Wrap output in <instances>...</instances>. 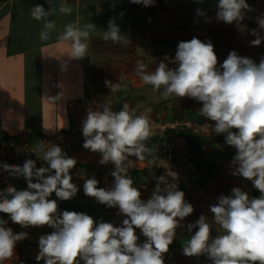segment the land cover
<instances>
[{"label": "clouds", "instance_id": "9594fccd", "mask_svg": "<svg viewBox=\"0 0 264 264\" xmlns=\"http://www.w3.org/2000/svg\"><path fill=\"white\" fill-rule=\"evenodd\" d=\"M130 2L148 6L154 0ZM48 3L51 4V0ZM216 8V19L227 24L240 23L247 12L253 11L247 0H218ZM54 11L52 8L45 11L39 4L31 9L32 18L44 21L39 35L41 41L51 39L50 33L56 25L47 17ZM59 12L71 14L72 8L61 3ZM197 15L205 13L197 9ZM256 21L258 28L264 29V14L258 15ZM93 29L92 24L80 28L69 23L57 41L69 47L71 59H82L87 54V40ZM251 34L256 37L251 44L259 46L264 37L257 29H252ZM103 39L114 44L128 43L112 20ZM170 62L177 66L169 68L161 62L154 71L148 72L146 65L138 61L136 73L143 84L151 85L153 90L163 87L164 98L188 97L202 102L199 115L214 121L212 131L226 134L225 143L236 149L232 175L251 180L260 193L250 198L247 192L234 187L232 195L219 196L210 211L222 234L209 242L210 224L201 214L194 224L187 225L189 231L194 228L196 231L184 243L183 254H206L212 264H264V57L257 64L232 50L217 67L218 58L211 41L193 37L178 43ZM105 84L112 93L121 90L119 84L107 80ZM101 107L102 110L89 109L82 122L83 147L101 153V164L112 162L115 165L111 172L114 186L111 189L98 187L99 181L93 177L85 179L83 190L101 204L118 207L117 214L126 216L122 226L96 222L84 212L64 210L57 214V200L49 197L53 193L61 201L75 197L78 187L72 182L70 170L77 160L69 157L59 145L46 147L43 141L34 145L33 152L46 166L37 167L33 159H26L22 165H2L10 176H23L27 187L17 190L9 184L0 190V212L22 228L46 225L53 229L38 239L37 262L164 264L163 254L168 252L180 221L193 213V206L185 202L184 192L178 190L177 173L173 171H168L172 183L165 175L159 176L151 197L146 201L141 199L140 190L133 186L127 172L134 166L128 157L144 161L146 153L152 156L145 142L154 134V125L146 114L137 115L130 110L127 103L119 111H113L109 102ZM151 163L153 161L149 160ZM6 224L7 221L0 218V262L12 258L16 242L28 237L27 232L14 233ZM136 229L147 238L142 244L137 243Z\"/></svg>", "mask_w": 264, "mask_h": 264}, {"label": "crops", "instance_id": "0c3cea01", "mask_svg": "<svg viewBox=\"0 0 264 264\" xmlns=\"http://www.w3.org/2000/svg\"><path fill=\"white\" fill-rule=\"evenodd\" d=\"M61 3L72 8L71 14L59 12ZM217 3L218 0H203L202 3L197 0H154L153 4L145 6L142 3H131L130 0H51V4L48 0H0V134L6 135L11 145L22 143L25 136H43L42 141L46 147L59 145L65 152L72 143L84 138L82 122L88 110H102L101 106L108 102L113 111L121 110L123 104L127 103L130 110H134L137 115L146 114L154 126L163 123L161 126L169 127L177 121L178 125H187L198 130L199 125L204 122L215 124L199 115L202 102L188 97L164 98L159 90L143 84L136 73V67L138 61L146 65L145 71L148 72L154 71L161 62L169 68L176 67L177 65L170 62V58H174L178 43L193 37L203 42L211 41L218 58L217 67L232 50L258 64L264 57V40L259 46H253L251 41L256 37L251 34V30L257 29L264 37V29H259L256 21L258 15L264 14V0H247L253 11L247 12L240 23L232 24L216 19ZM37 4L43 5L45 11L55 9L54 14L47 17L56 25L48 41L39 39L44 21H37L31 16V9ZM197 9H201L205 15L198 16ZM110 20L119 27L120 34L128 41L127 44H114L111 40L103 39V34L109 29ZM69 23L80 28L86 24L94 25L87 40V54L82 59H71L68 56L69 47L57 41L58 35ZM106 80L119 84L121 90L112 93L105 84ZM160 90L163 91V87ZM36 143L32 142L33 147ZM80 146L83 145L72 149V152L79 150L78 156L74 157L77 161L88 163L90 158L98 159L102 155L97 153L92 156ZM187 146L185 138L174 137L162 148V151L165 149L164 152L167 151L165 147L171 150L176 148L175 152L179 149L183 155L186 154L187 162H180L178 156L173 155L164 159L167 153L151 164L146 159L139 161L136 157H128L133 161L134 166L131 168L148 166L150 169V174L138 183L140 186L147 183L144 193L152 194L157 178L161 175H165L168 182L172 183L168 171H173L177 173L175 183L178 190L184 192L185 202L190 203L195 197L192 188L201 184H198V172L188 158ZM218 147L223 150L222 145L219 144ZM232 148L234 153L226 159L215 155L210 146L204 148L205 159L221 162L223 166L205 185L219 191L213 196L232 195V189L239 187L250 198L258 197L260 194L255 193L257 189L251 180L238 175L226 176L234 170L232 160L236 149ZM164 160L169 162L165 166L162 164ZM191 163L195 172L189 181L191 185L187 187L188 178L184 177L179 166L185 170V166ZM42 164L43 162L37 166ZM157 169L160 170L155 171ZM153 175V185L148 184ZM20 177L22 176L17 179ZM224 177L229 178V181ZM12 182V177L0 166V184ZM147 198L141 196V199ZM110 209L119 212L118 207ZM203 211L210 224L211 242L223 230L215 224L210 206H203ZM193 214L180 221L174 240L169 245L168 257L163 258L164 264H212L206 254H183V245L191 238L188 235H193L196 230L194 228L189 231L187 225L190 222L194 224L199 219L192 220ZM196 215L197 212L194 217ZM124 216L123 213L115 215L117 220L114 226H122ZM0 218L7 221L9 226L6 224V227L13 228L14 223L10 217L0 213ZM16 225L18 232L20 230L28 233V246L23 250L24 241H17L13 257L0 264H44L42 260H36L39 252L38 240L30 237V234L36 233L40 237L46 234L45 228L21 229L20 225ZM135 231L140 233L139 229ZM137 243L142 244L143 241L140 239Z\"/></svg>", "mask_w": 264, "mask_h": 264}, {"label": "rangeland", "instance_id": "374dc122", "mask_svg": "<svg viewBox=\"0 0 264 264\" xmlns=\"http://www.w3.org/2000/svg\"><path fill=\"white\" fill-rule=\"evenodd\" d=\"M159 91L161 92L160 95L163 96L162 95L163 91L162 90H159ZM161 125H163V123ZM161 125L160 126H154V131L162 130V129L165 128V126H168V125H165V126H161ZM6 137H7L6 135L0 134V146H4L10 152L11 155L8 156L10 159L19 158V157L24 158V160H26V158L27 159H33V160L36 161L37 165L40 164L41 162H44L39 157H37L35 155V153L33 152V150H32L34 148L33 144H32V142H34L33 139H32V135L25 136L23 142L19 143V144L17 143L16 145H11L8 142V140L6 139ZM77 141L75 143H72L71 147L75 146ZM82 147L83 146H80V148H82ZM165 148L167 150L166 151L167 152V156L163 157L164 159L166 157H168V156H172L173 155V156H178V158L181 160L180 162H187L186 161V157H185L186 154L183 155L182 152L178 148H177L178 152L177 151L175 152L176 148L174 150L173 149L171 150V148H168V147H165ZM85 150H86L87 153L91 154L92 156H94L95 154L99 153V152L93 153V152H91L88 149H85ZM170 151H171V154L169 155L168 153ZM78 153H79V150H75L74 152H71L72 157L73 158L77 157ZM208 153H210V152H208ZM132 157H134V156H132ZM101 158H102V155L98 159L97 158H90L91 161L88 162V163H90L95 170H100L102 172L101 173V179L102 180L99 181L97 186L98 187H102V188H106V189H111L114 186V178L111 176V172L115 169V165L112 162H108L107 164H101L100 163ZM174 160H176V159H172V161H174ZM152 161L153 162H157L155 160H152ZM126 163H127V161H125V164ZM168 163L169 162H165V160L162 161V164L164 166H165V164L167 165ZM108 164H111V166L108 165ZM135 164L137 165L136 162H135ZM158 165H156V166H158ZM174 165L176 166V164H174ZM151 166H153V165H151ZM179 167H180L179 170L182 172V174H184V177L186 179L188 178L187 179L188 182L191 181L192 180V176L194 175V172H195L193 170L194 168L192 169V163L186 165L185 166V170H184V167H181V166H179ZM129 168H131V167H129ZM229 168L231 169L232 167H229ZM158 170H160V169H157L155 171H158ZM70 174L72 176V182L74 184H76L77 187H78V192L75 195V197H73L72 199L67 200V201L59 200L55 196V193H53L49 197V199L57 200L58 210L61 208L62 211L69 210V211L84 212V213L90 215L94 219V221H96V222L104 221V222H110V223L115 224V222L117 220V219H115V215H117V210H111L110 209L111 207H108L105 204L99 203L96 200L95 197H89V196L84 194L83 185H84L85 179L93 178L86 171V169L78 167V166H75L74 168H72L70 170ZM187 174H190V176L188 177ZM228 174L230 176L232 175L230 172H228L226 176H228ZM154 176L155 175H153V177L148 181V184L154 183V181H152L153 179H155ZM11 177L12 176H10V178ZM17 177L18 176L12 177V181H13L12 183L0 184V190L5 189L9 184L15 186L17 188V190L25 189L27 187L26 180L24 179L23 176L20 177V179H17ZM224 179H227V178L224 177ZM227 180L229 181V178ZM146 184L147 183H144L141 186L138 185V186H134V187H137L140 190L141 196L148 197L147 199H149L152 194H148L147 195V192L144 193V191L146 190L145 189ZM190 185H191V183L189 182V183H187L186 186L188 187ZM192 191L195 193V197L192 200H190L189 202L193 206V209H194L193 210L194 214L192 216V220H194V219L198 218L199 215H201L202 213L204 215L203 206L207 207V206H211V205H214V204L218 203L219 196H213V194H217V193H219V191L216 190L213 187H209L208 185L195 186V187L192 188ZM252 197H254V196H252ZM147 199H142V200L146 201ZM196 212L198 213V215H196V217H194ZM7 217H9V216L7 215ZM125 218H126V216L123 217V219H125ZM7 225L9 226L8 223H7ZM13 228H12V230H13L14 233L18 232L19 228H17L16 223H14ZM39 228H41V229L45 228L46 234L51 233L53 231L52 228H50V227H48L46 225L45 226H41ZM21 229H25V228L21 227ZM19 232H21V231L19 230ZM136 234L139 236V239H138L139 242H140V239L143 242L147 239L144 236H142L141 233L137 232ZM39 236H40V233H39ZM188 236L191 237L192 233L189 234ZM30 237H34V239H37V240L39 238L36 233L35 234H33V233L30 234ZM165 257L166 258L168 257V253H164L163 254V258H165ZM80 264H83V262L81 261Z\"/></svg>", "mask_w": 264, "mask_h": 264}, {"label": "trees", "instance_id": "16d2710c", "mask_svg": "<svg viewBox=\"0 0 264 264\" xmlns=\"http://www.w3.org/2000/svg\"><path fill=\"white\" fill-rule=\"evenodd\" d=\"M179 119V118H178ZM180 121V119L178 120ZM226 134H209L203 133L200 129L195 130L193 127H189L187 125H176L165 127L162 131H156L154 134L145 142L146 146L152 150V156H149L147 153L145 154L146 160H156L165 155L162 151V147L169 143L174 137H182L185 138L188 146L187 151L189 153V160L193 162L197 172H198V184L205 185L211 179H213L221 170L222 163H216L214 161L207 160L203 157L204 148L206 146H210L215 155H218L222 159H226L231 156L234 151L232 146L227 145L225 143ZM39 137V138H38ZM32 139L34 142L42 141L43 136L33 135ZM84 138H80L76 145H83ZM223 146V150L219 149L218 145ZM70 147L65 150V153L70 157L72 149L75 147ZM24 158H6L0 157V166L4 163L7 164H18L22 165L24 162ZM40 166H46L45 162H43ZM75 166L86 169V171L92 176L95 177L98 181L101 180V171L95 170L91 164L77 161ZM150 174V169L148 166L143 168H131L128 172V175L133 179V186L138 185V183L142 182L148 175ZM256 190V189H255ZM256 194H260L258 190L255 192ZM61 208L57 211V214L62 213ZM2 216H7V214L0 212ZM24 247L23 250L27 248L28 241L23 239Z\"/></svg>", "mask_w": 264, "mask_h": 264}, {"label": "built area", "instance_id": "2783aa9c", "mask_svg": "<svg viewBox=\"0 0 264 264\" xmlns=\"http://www.w3.org/2000/svg\"><path fill=\"white\" fill-rule=\"evenodd\" d=\"M72 1V0H71ZM174 123V122H173ZM178 125V122L176 121L175 124H170L171 127ZM214 124L211 122H204L202 124L199 125V129L201 131H204L205 133H213L212 128H213ZM190 127V126H189ZM167 145V144H166ZM165 151V150H164ZM11 155L10 152L4 147V146H0V157H6L9 158L8 156ZM196 231V230H195Z\"/></svg>", "mask_w": 264, "mask_h": 264}]
</instances>
